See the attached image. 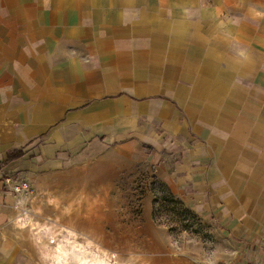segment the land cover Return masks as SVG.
I'll return each mask as SVG.
<instances>
[{"label":"crops","instance_id":"crops-1","mask_svg":"<svg viewBox=\"0 0 264 264\" xmlns=\"http://www.w3.org/2000/svg\"><path fill=\"white\" fill-rule=\"evenodd\" d=\"M89 145L171 161L227 263L264 258V0H0V168L35 180ZM16 199L0 264H35Z\"/></svg>","mask_w":264,"mask_h":264},{"label":"rangeland","instance_id":"rangeland-1","mask_svg":"<svg viewBox=\"0 0 264 264\" xmlns=\"http://www.w3.org/2000/svg\"><path fill=\"white\" fill-rule=\"evenodd\" d=\"M137 155L89 145L72 166L30 181L20 169L0 168V175L12 172L30 183L22 198L0 196L17 200L9 223L30 234L35 264H56L58 242L83 245L110 264L233 261L217 226L171 186L172 162Z\"/></svg>","mask_w":264,"mask_h":264},{"label":"bare ground","instance_id":"bare-ground-1","mask_svg":"<svg viewBox=\"0 0 264 264\" xmlns=\"http://www.w3.org/2000/svg\"><path fill=\"white\" fill-rule=\"evenodd\" d=\"M72 213H70L69 216L72 215ZM77 215H80V213L76 214V216ZM63 218H66L65 215L63 216ZM54 254L57 263H59L63 259V261L70 260L71 262H74L76 264H110L109 261L102 258L99 254L93 253L92 250H87V248H85L83 245L73 243L64 245L58 242Z\"/></svg>","mask_w":264,"mask_h":264},{"label":"built area","instance_id":"built-area-1","mask_svg":"<svg viewBox=\"0 0 264 264\" xmlns=\"http://www.w3.org/2000/svg\"><path fill=\"white\" fill-rule=\"evenodd\" d=\"M30 190L29 181L26 178L18 177L12 172H2L0 175V193H11L20 198L23 193ZM234 264H264L263 257L248 259Z\"/></svg>","mask_w":264,"mask_h":264},{"label":"trees","instance_id":"trees-1","mask_svg":"<svg viewBox=\"0 0 264 264\" xmlns=\"http://www.w3.org/2000/svg\"><path fill=\"white\" fill-rule=\"evenodd\" d=\"M22 154V151L20 149H12V150H9L6 152L5 154V158L1 161L4 162V161H9L15 157H18L19 155Z\"/></svg>","mask_w":264,"mask_h":264}]
</instances>
